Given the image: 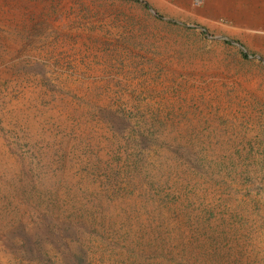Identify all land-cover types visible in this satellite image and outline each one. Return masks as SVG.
<instances>
[{
	"label": "rangeland",
	"instance_id": "1",
	"mask_svg": "<svg viewBox=\"0 0 264 264\" xmlns=\"http://www.w3.org/2000/svg\"><path fill=\"white\" fill-rule=\"evenodd\" d=\"M164 10L0 0V264H264V60Z\"/></svg>",
	"mask_w": 264,
	"mask_h": 264
},
{
	"label": "crops",
	"instance_id": "2",
	"mask_svg": "<svg viewBox=\"0 0 264 264\" xmlns=\"http://www.w3.org/2000/svg\"><path fill=\"white\" fill-rule=\"evenodd\" d=\"M138 1L146 7H165L164 11L174 16L169 21H184L179 17L184 13L187 19L210 31L214 39L264 60V0H204L196 10L190 9L191 0Z\"/></svg>",
	"mask_w": 264,
	"mask_h": 264
},
{
	"label": "built area",
	"instance_id": "3",
	"mask_svg": "<svg viewBox=\"0 0 264 264\" xmlns=\"http://www.w3.org/2000/svg\"><path fill=\"white\" fill-rule=\"evenodd\" d=\"M204 0H191L193 6H199Z\"/></svg>",
	"mask_w": 264,
	"mask_h": 264
}]
</instances>
